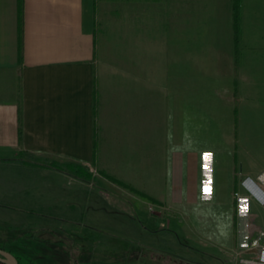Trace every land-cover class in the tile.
<instances>
[{
    "label": "crops",
    "instance_id": "obj_1",
    "mask_svg": "<svg viewBox=\"0 0 264 264\" xmlns=\"http://www.w3.org/2000/svg\"><path fill=\"white\" fill-rule=\"evenodd\" d=\"M234 23L233 0H0V213L104 229L117 190L222 249L264 229V194L236 199L264 187V0H241L238 50Z\"/></svg>",
    "mask_w": 264,
    "mask_h": 264
},
{
    "label": "rangeland",
    "instance_id": "obj_2",
    "mask_svg": "<svg viewBox=\"0 0 264 264\" xmlns=\"http://www.w3.org/2000/svg\"><path fill=\"white\" fill-rule=\"evenodd\" d=\"M115 192V196L110 198L112 206L109 227L104 229L88 226L100 224L94 220L99 218V214L91 216L92 222L86 216L81 226H77L59 222L56 214H49L51 217L44 220L40 213L1 212L0 234L6 238L13 232L14 225L24 223L32 226L30 232L37 231V234L47 240L44 250L40 251L41 256L36 255V250L31 251L39 264H93L91 257L94 264H264L261 260H252L256 255L245 253L252 247H257L260 252L264 250V237L259 232L252 234L247 228L243 242L234 248L222 249L214 235L206 234V230L199 228V223L195 222L198 221L197 214L196 220H193L191 216L195 214H186L185 217L177 209L161 204L158 210L151 212L159 218L158 221H153L148 219L146 213H136L133 195L123 197L120 195L122 193L117 190ZM249 218L250 224L253 221L256 224L258 214H249ZM139 227L157 230L155 234L158 235L148 239L151 235L144 233L143 245ZM261 231L264 232V229ZM16 235H20V232L16 231L14 237ZM23 235L17 240L29 245L30 238L27 234ZM95 242L102 244L98 246ZM49 243L56 244V247L53 248ZM104 249L106 256L101 251ZM167 249L168 252L164 254Z\"/></svg>",
    "mask_w": 264,
    "mask_h": 264
},
{
    "label": "trees",
    "instance_id": "obj_3",
    "mask_svg": "<svg viewBox=\"0 0 264 264\" xmlns=\"http://www.w3.org/2000/svg\"><path fill=\"white\" fill-rule=\"evenodd\" d=\"M233 11H234V28H235V44L236 48L238 50L239 46V33H240V20H241V0H233ZM96 148V147H95ZM54 167L61 169V170H69L73 173L78 174L79 176H85L86 178H89L88 171L83 167L79 165H59V164H53ZM115 181V180H113ZM117 182V181H115ZM123 185V184H122ZM37 232V231H36ZM36 232H29L28 238H30L29 245H14L7 243V239L3 237L0 234V250L7 251L12 253L17 260L19 261V264H39L37 261H35L36 258L33 257V250H36L37 256H41L40 251L44 250V245L42 244L43 239L39 234ZM50 246L53 248L56 247V244L49 243ZM32 251V252H31ZM0 264H4L1 263Z\"/></svg>",
    "mask_w": 264,
    "mask_h": 264
},
{
    "label": "built area",
    "instance_id": "obj_4",
    "mask_svg": "<svg viewBox=\"0 0 264 264\" xmlns=\"http://www.w3.org/2000/svg\"><path fill=\"white\" fill-rule=\"evenodd\" d=\"M243 186H245L251 194H249L248 196H241L239 193L236 194V199L239 202L240 206L241 205H247L251 199V197H254V194L251 192V190H258L261 191L264 194V187L259 186L258 184L254 183L253 181H251L250 179H246L242 182ZM255 198V197H254ZM251 227V233L255 234L257 232H259L261 234V237H264V232L261 231L260 228H258L253 222L250 224ZM254 228V229H253ZM255 244H257L255 242ZM262 253V258L260 259L261 261L264 262V250L261 252Z\"/></svg>",
    "mask_w": 264,
    "mask_h": 264
},
{
    "label": "water",
    "instance_id": "obj_5",
    "mask_svg": "<svg viewBox=\"0 0 264 264\" xmlns=\"http://www.w3.org/2000/svg\"><path fill=\"white\" fill-rule=\"evenodd\" d=\"M0 262L4 264H19V261L12 253L3 250H0Z\"/></svg>",
    "mask_w": 264,
    "mask_h": 264
},
{
    "label": "bare ground",
    "instance_id": "obj_6",
    "mask_svg": "<svg viewBox=\"0 0 264 264\" xmlns=\"http://www.w3.org/2000/svg\"><path fill=\"white\" fill-rule=\"evenodd\" d=\"M262 193V192H261ZM263 194V193H262ZM261 197V196H259ZM263 197V196H262ZM262 204V203H261ZM264 206V204H262ZM247 252H252L255 253V255H258L259 257H257L256 259H261L262 258V253L259 251V249L257 247H252L251 249H249Z\"/></svg>",
    "mask_w": 264,
    "mask_h": 264
}]
</instances>
